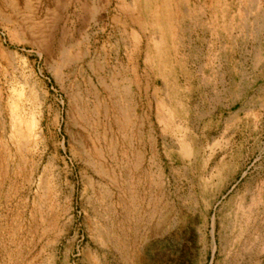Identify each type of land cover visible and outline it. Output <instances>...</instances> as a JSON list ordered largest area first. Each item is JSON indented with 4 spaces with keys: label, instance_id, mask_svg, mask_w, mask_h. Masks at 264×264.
<instances>
[{
    "label": "rangeland",
    "instance_id": "1",
    "mask_svg": "<svg viewBox=\"0 0 264 264\" xmlns=\"http://www.w3.org/2000/svg\"><path fill=\"white\" fill-rule=\"evenodd\" d=\"M0 264H264V0H0Z\"/></svg>",
    "mask_w": 264,
    "mask_h": 264
},
{
    "label": "bare ground",
    "instance_id": "2",
    "mask_svg": "<svg viewBox=\"0 0 264 264\" xmlns=\"http://www.w3.org/2000/svg\"><path fill=\"white\" fill-rule=\"evenodd\" d=\"M167 15H169L167 13ZM170 17V16H168ZM168 22V20H167ZM12 117L14 118L13 120L18 119L17 117L15 118V113H12ZM30 122V120H28ZM27 122L28 124H30ZM212 179H214L212 181ZM226 175L225 174H219L218 169L216 166L214 167L213 171L210 169L207 171H204L202 174V177L199 178L197 182V186L194 189V193L191 195V200L194 202L197 198L200 197H205V204H209L212 200V197L210 196L209 192L206 189V185L208 183H213L215 187V193L219 192L221 188L224 186V183L226 181ZM243 189L238 195H237V201L234 205L233 208H227L226 211V216H232V218H235V220L243 217L248 208L251 194H247L246 196V191ZM250 193V192H249ZM244 226V225H243ZM240 245V244H239ZM242 245V244H241ZM239 250V249H238Z\"/></svg>",
    "mask_w": 264,
    "mask_h": 264
}]
</instances>
